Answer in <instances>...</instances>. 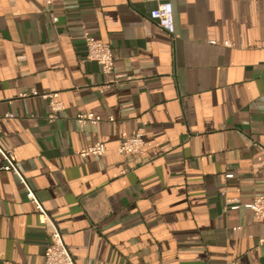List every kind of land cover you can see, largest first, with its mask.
<instances>
[{"label": "crops", "instance_id": "0c3cea01", "mask_svg": "<svg viewBox=\"0 0 264 264\" xmlns=\"http://www.w3.org/2000/svg\"><path fill=\"white\" fill-rule=\"evenodd\" d=\"M84 33L112 48L111 75ZM34 92L58 93L53 120ZM140 127L143 153L118 154ZM95 143L105 156L79 155ZM7 154L0 264H44L28 191L75 264H264L244 206L264 198V0H0V168Z\"/></svg>", "mask_w": 264, "mask_h": 264}, {"label": "built area", "instance_id": "2783aa9c", "mask_svg": "<svg viewBox=\"0 0 264 264\" xmlns=\"http://www.w3.org/2000/svg\"><path fill=\"white\" fill-rule=\"evenodd\" d=\"M57 1L62 0H43V3L45 7H49ZM168 6H170V11ZM149 18L155 21L157 26L164 32L171 36L175 35L173 11L170 3H159L155 9L149 12ZM51 20L53 23L57 22V18L54 15H51ZM82 39L86 50V60L95 62L99 66L101 73L106 77L111 75L115 58L110 45L93 38L87 33L83 34ZM224 45L229 46L230 43H224ZM32 95L48 100L52 112L49 118L53 120L55 118V113L61 110V104L56 100L58 93L39 94L34 92ZM22 96L27 97L28 95L23 94ZM76 120L79 125H84L85 123L96 125L100 121V118L91 113H81L77 115ZM144 145V128L140 127L134 135L125 137L121 140L117 153L123 155H141ZM106 152V148L103 144L95 143L80 151L79 155L83 158L88 156L100 158L105 156ZM5 160L6 163L1 166L0 170L7 172L15 171L11 155L7 154ZM227 177L230 176L228 175ZM26 198L34 204L35 213L38 215L40 222L47 227L48 242L44 250V264H75L63 242L60 231L46 216L35 194L32 191H28ZM244 206L251 209L258 218L264 219V198L257 197Z\"/></svg>", "mask_w": 264, "mask_h": 264}, {"label": "clouds", "instance_id": "9594fccd", "mask_svg": "<svg viewBox=\"0 0 264 264\" xmlns=\"http://www.w3.org/2000/svg\"><path fill=\"white\" fill-rule=\"evenodd\" d=\"M168 9H169V11H170V6H168Z\"/></svg>", "mask_w": 264, "mask_h": 264}]
</instances>
